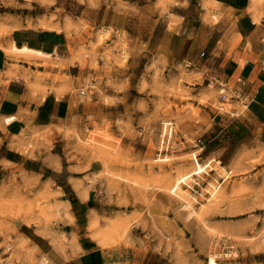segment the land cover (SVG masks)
<instances>
[{
  "label": "rangeland",
  "instance_id": "374dc122",
  "mask_svg": "<svg viewBox=\"0 0 264 264\" xmlns=\"http://www.w3.org/2000/svg\"><path fill=\"white\" fill-rule=\"evenodd\" d=\"M197 19L194 0H0V51H13L16 31L59 36V60L44 59L43 75L64 85L72 103L54 150L76 175L95 161V147L108 157L109 170L98 160L102 172L90 180L110 199L87 230L97 264H208L211 256L264 264L263 128L240 99L221 102L209 54L196 41ZM193 154L212 166L171 193L196 168ZM25 179L0 180V255L42 264L43 220L63 243L72 240L58 225L60 206ZM64 180L58 174L54 185ZM188 193L193 215L181 198ZM68 197L75 212L78 200ZM107 226L104 245L94 235Z\"/></svg>",
  "mask_w": 264,
  "mask_h": 264
},
{
  "label": "crops",
  "instance_id": "0c3cea01",
  "mask_svg": "<svg viewBox=\"0 0 264 264\" xmlns=\"http://www.w3.org/2000/svg\"><path fill=\"white\" fill-rule=\"evenodd\" d=\"M186 1L191 4L192 0ZM194 1L198 16L196 41L202 54H209L220 84L234 91L241 87L238 79L245 82V107L262 125L264 135V4L253 0ZM18 33L14 35L17 47L26 46L46 54L42 56L50 55L45 59L59 60V36L52 31L28 28ZM28 54L0 51V180L22 176L39 187V193L48 197L50 204L60 206L62 219L58 225L66 236L69 233L72 242L63 243L61 234L43 220L40 229L44 239L40 243L47 247V263L97 264V253H93L96 248L91 246L95 242L87 230L90 219L96 214L103 217L110 207L106 186L90 182L93 175L102 172L103 164L94 159L86 171L76 175L72 166L65 164L64 155L54 150L61 136L58 128L68 118L67 104L69 108L72 99L62 91L64 85L43 75L47 70L41 54ZM58 174H64L65 180L63 185L55 186ZM71 195L78 200L75 212L68 197ZM30 228L34 231L35 225ZM79 229L81 236L75 237ZM0 264H6L1 255Z\"/></svg>",
  "mask_w": 264,
  "mask_h": 264
},
{
  "label": "bare ground",
  "instance_id": "6f19581e",
  "mask_svg": "<svg viewBox=\"0 0 264 264\" xmlns=\"http://www.w3.org/2000/svg\"><path fill=\"white\" fill-rule=\"evenodd\" d=\"M210 1H212V0H210ZM260 1L261 0H253V3H255V4H257V3H260ZM214 3H212V5H213ZM210 6H211V4H210ZM217 11V10H216ZM257 14H258V12H257ZM256 14V15H257ZM216 18V17H215ZM255 18H256V16H255ZM259 18V17H258ZM260 19V18H259ZM257 20V19H256ZM258 21V20H257ZM259 22V21H258ZM46 27H48V26H46ZM13 45V44H12ZM15 45V44H14ZM12 51V50H11ZM13 51H16V52H24V53H26V55H29L30 56V54H28V53H36V54H41V56L42 55H46V54H44V53H42V52H38V51H34V50H31V49H29L28 47H23V48H19V47H17V45H15L14 47H13ZM12 51V52H13ZM81 53V52H80ZM36 56H38V55H36ZM48 57L50 56V55H47ZM47 56H42L43 58L44 57H47ZM40 57V56H39ZM45 59V58H44ZM172 123H167V122H165V125L167 126V129H168V127L171 125ZM167 131V130H166ZM172 133V132H171ZM166 136V135H165ZM95 149H96V151H95V155H93V159H97V160H102L104 163H105V169H106V167H108V157L107 156H105L106 154H104V153H102L101 151H100V149H98L97 147H95ZM194 156H193V159H194V163H195V169H193V170H191V171H189V172H187V173H185L183 176H179V178L174 182V184H173V186L171 187V193H177L178 192V190H181V183L182 182H185L186 180H188V179H190V178H192V177H194V176H196V175H199L200 176V174L201 173H203V172H206L207 171V168L208 167H211L212 166V162L210 161L209 163H208V165L207 166H204V165H202L200 162H199V157H198V155L197 154H193ZM112 156V155H111ZM110 159V158H109ZM167 159H165L164 161H166ZM114 163V162H113ZM111 168V167H110ZM108 170H109V168H108ZM107 170V171H108ZM109 173V172H108ZM232 173V172H231ZM190 181H191V179H190ZM30 182V181H29ZM222 185V184H221ZM214 186V185H213ZM212 186V187H213ZM169 187V186H168ZM214 188V190H212V195H213V197L216 195V193L218 192V190H219V186H214L213 187ZM170 189V188H169ZM184 193V192H183ZM187 193V192H186ZM189 195H191L190 193H188V195L186 194H182L181 195V198L185 201V205H184V208L185 209H187L188 211H189V214L190 215H193V214H195L196 213V209H194V204L192 203V201H191V199L189 198L190 196ZM179 196V195H178ZM180 197V196H179ZM192 197V196H191ZM11 203V202H10ZM49 203V202H48ZM43 209V208H42ZM49 210V209H48ZM43 211V210H42ZM53 211V210H52ZM46 212H47V210H46ZM54 213V212H53ZM41 215V214H40ZM97 223H99V222H97L95 219H93L92 221H91V226H95ZM47 225V224H46ZM98 225V224H97ZM110 226V225H109ZM109 226H107V228H105L103 231H101V232H98L97 234H95L94 236H95V238L98 240V241H102L103 242V240H102V238L101 237H103V238H108V237H110V232H109V230H110V228H108ZM112 226V225H111ZM96 227V226H95ZM92 228V227H91ZM93 231V230H92ZM99 231V230H98ZM94 233H96V230H95V232ZM107 241H108V239H107ZM107 241H105L104 240V245L107 243ZM106 242V243H105ZM100 244H102L101 242H100ZM102 244V245H103ZM107 245V244H106ZM49 261V260H48ZM45 263H47V262H45ZM49 264H50V262H48ZM6 264H13L12 262H8V263H6ZM208 264H220L218 261H217V258H216V256H211L210 257V259H209V262H208ZM225 264V263H224Z\"/></svg>",
  "mask_w": 264,
  "mask_h": 264
},
{
  "label": "built area",
  "instance_id": "2783aa9c",
  "mask_svg": "<svg viewBox=\"0 0 264 264\" xmlns=\"http://www.w3.org/2000/svg\"><path fill=\"white\" fill-rule=\"evenodd\" d=\"M202 56H205V54H203ZM238 82H239L241 87H240L239 90H234V91H231L230 88H228L226 84H221L220 85V87H221L220 100H221L222 103H227L230 99L235 97V98L240 99L241 101H243V104L248 106V104H247L248 97L245 94V92H243V90H242L245 82L241 78L238 79ZM232 92L234 93L233 96H231ZM80 94H81V96H85L86 92L84 90H82ZM199 143L201 144L202 141L199 140L197 145H199ZM202 149H204V148L202 147ZM197 185L200 186V183L198 182ZM42 264H48V263L43 262Z\"/></svg>",
  "mask_w": 264,
  "mask_h": 264
}]
</instances>
